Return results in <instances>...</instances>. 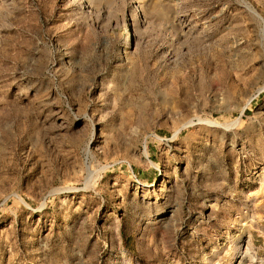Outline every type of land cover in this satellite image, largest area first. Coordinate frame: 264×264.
<instances>
[{"label": "rangeland", "instance_id": "1", "mask_svg": "<svg viewBox=\"0 0 264 264\" xmlns=\"http://www.w3.org/2000/svg\"><path fill=\"white\" fill-rule=\"evenodd\" d=\"M0 264H264V0H0Z\"/></svg>", "mask_w": 264, "mask_h": 264}]
</instances>
